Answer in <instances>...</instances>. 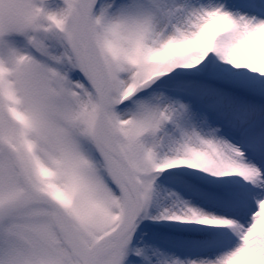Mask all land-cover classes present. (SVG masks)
<instances>
[{
	"label": "snow or ice",
	"instance_id": "6c2138e0",
	"mask_svg": "<svg viewBox=\"0 0 264 264\" xmlns=\"http://www.w3.org/2000/svg\"><path fill=\"white\" fill-rule=\"evenodd\" d=\"M0 264H264V0H0Z\"/></svg>",
	"mask_w": 264,
	"mask_h": 264
}]
</instances>
